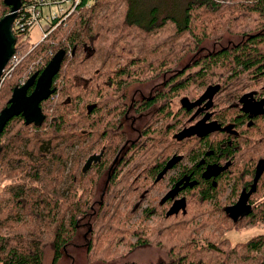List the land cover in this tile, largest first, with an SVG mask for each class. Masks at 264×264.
I'll use <instances>...</instances> for the list:
<instances>
[{
	"label": "trees",
	"instance_id": "trees-1",
	"mask_svg": "<svg viewBox=\"0 0 264 264\" xmlns=\"http://www.w3.org/2000/svg\"><path fill=\"white\" fill-rule=\"evenodd\" d=\"M9 12L0 0V18ZM14 31L18 62L5 68L0 112L65 57L39 119L16 116L0 138V264H46L47 250L59 264L96 204L90 263L157 248L167 257L155 264H264V232L226 235L264 224V0H81L31 50L30 32ZM130 109L150 116L127 145ZM197 119L219 126L187 134ZM168 162L172 194L154 197ZM241 197L247 211L235 217Z\"/></svg>",
	"mask_w": 264,
	"mask_h": 264
},
{
	"label": "rangeland",
	"instance_id": "rangeland-1",
	"mask_svg": "<svg viewBox=\"0 0 264 264\" xmlns=\"http://www.w3.org/2000/svg\"><path fill=\"white\" fill-rule=\"evenodd\" d=\"M41 26L44 28V30L41 28ZM40 25H36L32 28V30L29 33V39H28V48L31 50L34 45L38 44L42 38L46 37L47 34L51 33L53 30V26L50 25L47 21H42ZM53 29V30H52ZM44 31H46V36L44 34ZM229 39L232 38L233 41L238 40L237 37H228ZM227 38V39H228ZM237 38V39H236ZM227 39L223 42L224 45L229 44V41ZM220 47V45H215L212 42H208L205 46L206 51L213 50L215 48ZM185 63V62H183ZM162 84V79H158L155 81L150 82V84H145L141 85L139 87H136L132 90L131 92V97L132 98H140L142 96H147L154 88L157 86H160ZM203 92L200 91V93ZM129 117L125 119V126L129 131L130 138L134 139L138 136L139 130L141 126L146 122L148 117L150 116V112H145V113H135L132 112L128 115ZM218 123L213 122V121H207V120H199L197 119V123L194 125L190 126L189 130L186 132L187 134H192L193 132H198V133H205L207 131L213 130L218 128ZM94 152H89L86 156V158L93 157ZM185 162L188 164L190 161L185 159ZM178 175V170H172L165 182L164 185L161 187H157L154 189L152 192V196L157 197V198H162V197H167L168 192L171 190L172 184H170V177H176ZM105 182V180H104ZM104 183L103 181L101 182L100 185V191L97 199H101L103 195L104 189ZM99 205L96 204L95 207L92 209L91 213H95L98 210ZM146 207V204L144 205ZM246 203L243 202V197L240 198V201L238 202L237 205H235L232 208V214L235 217H238L242 215L246 210ZM93 216L89 215L88 217L84 218L82 221V226L78 230L77 236L75 239L70 242L68 245L65 246L64 248V256L62 260L60 261L59 264H123L127 260H135L139 264H155L161 257H167V255L162 252L161 250L157 248H141L138 250H135L133 252H128L125 248H121L119 253L121 256H119L117 259L105 263V262H95V263H90L87 260V246H88V239H89V234H88V229L89 225L91 223V220H93ZM140 217L139 212L137 215H135L131 219V224L134 223L138 218ZM152 222V221H150ZM264 230V224H259L257 226H248L246 228H241L239 231L231 230L227 232V237L230 238L233 242H238V241H244L248 238H250L253 235L260 234ZM51 258H52V252L50 250H47L46 254V264H51Z\"/></svg>",
	"mask_w": 264,
	"mask_h": 264
},
{
	"label": "water",
	"instance_id": "water-1",
	"mask_svg": "<svg viewBox=\"0 0 264 264\" xmlns=\"http://www.w3.org/2000/svg\"><path fill=\"white\" fill-rule=\"evenodd\" d=\"M4 2L10 7V12L0 18V86L3 83L5 68L17 52L18 38L14 31V22L23 0H4ZM64 57V52H58L41 73H34L22 86L16 89L10 104L0 112V138L7 124L16 116L24 114L30 120L39 119L38 117L42 115L41 103L52 95L53 80L60 70ZM31 86H34V89L29 93Z\"/></svg>",
	"mask_w": 264,
	"mask_h": 264
},
{
	"label": "built area",
	"instance_id": "built-area-1",
	"mask_svg": "<svg viewBox=\"0 0 264 264\" xmlns=\"http://www.w3.org/2000/svg\"><path fill=\"white\" fill-rule=\"evenodd\" d=\"M80 1L81 0H27L23 2L21 8L18 10V16L14 22V29L16 30L19 28L30 32L34 26H41L43 20L50 23L53 29H56L73 13ZM41 28L44 30L42 26ZM46 34V31H44L43 37L44 35L46 36ZM17 62L18 55L15 53L8 63L10 66L5 77L13 71ZM5 77L3 76V81Z\"/></svg>",
	"mask_w": 264,
	"mask_h": 264
},
{
	"label": "flooded vegetation",
	"instance_id": "flooded-vegetation-1",
	"mask_svg": "<svg viewBox=\"0 0 264 264\" xmlns=\"http://www.w3.org/2000/svg\"><path fill=\"white\" fill-rule=\"evenodd\" d=\"M36 73H37V72H36ZM38 73H39V72H38ZM40 73H41V72H40ZM31 88L34 89V86H31V87L29 88V93H31V92L33 91V89H32V91H30ZM142 97H143V96H142ZM251 103H252V102H251ZM132 112H134V111H133L132 109H130V111H128V114H126V116H124V119L122 120L124 125H125V119L128 118V117H129L128 115H129L130 113H132ZM143 125H144V124H143ZM143 125H142V126H143ZM142 126H141V128H142ZM125 128H126V126H125ZM141 128H140V130H139V134H138V136H137L136 138H134V139H131V138H130L129 131H128V129L126 128V131H128V133H127V135H128L127 138H128V139H127V142H126L127 145L131 144L133 141H136V140L140 139V137H141ZM189 128H190V127H189ZM189 128H187L186 130H189ZM97 158H98V156L95 155V156L92 157V160H95V159H97ZM175 159H176V158H175ZM171 162H172V161H171ZM171 162H170V163H171ZM170 163L168 162V165H167L166 167H164V169L162 170V172H161V174H160L159 177H161V176H163V175H165V174L167 175L168 171L172 168ZM166 169H167V170H166ZM165 171H166V172H165ZM171 171H172V170H171ZM171 171H170V172H171ZM170 172H169V173H170ZM169 173H168V174H169ZM177 176H178V175H177ZM171 178H172V177H170V179H171ZM170 184H172V186L170 187L171 190H172L173 185H174L172 180H170ZM171 190L168 192V196H169L170 194H172V193H171Z\"/></svg>",
	"mask_w": 264,
	"mask_h": 264
}]
</instances>
